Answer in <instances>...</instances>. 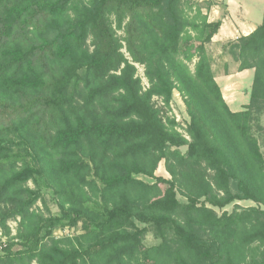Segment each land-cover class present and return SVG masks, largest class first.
<instances>
[{"label": "trees", "instance_id": "obj_1", "mask_svg": "<svg viewBox=\"0 0 264 264\" xmlns=\"http://www.w3.org/2000/svg\"><path fill=\"white\" fill-rule=\"evenodd\" d=\"M195 5L0 0V264H264V10L227 44L254 70L233 113L205 48L221 21ZM174 90L189 140L153 101L168 107ZM43 191L57 215L36 209ZM66 228L79 232L54 237ZM148 232L158 243L145 248Z\"/></svg>", "mask_w": 264, "mask_h": 264}, {"label": "crops", "instance_id": "obj_2", "mask_svg": "<svg viewBox=\"0 0 264 264\" xmlns=\"http://www.w3.org/2000/svg\"><path fill=\"white\" fill-rule=\"evenodd\" d=\"M213 3L209 11L204 12L202 7V14L208 23L221 21L219 30L210 41L215 46L248 36L262 22L264 0H214ZM212 71L228 109L233 113L243 111L249 103L254 70L239 71L233 59L225 58L222 72L219 67L212 68Z\"/></svg>", "mask_w": 264, "mask_h": 264}, {"label": "rangeland", "instance_id": "obj_3", "mask_svg": "<svg viewBox=\"0 0 264 264\" xmlns=\"http://www.w3.org/2000/svg\"><path fill=\"white\" fill-rule=\"evenodd\" d=\"M192 2H194L198 6L200 5L199 7L201 8V12H202V7H203V9H205L204 10V12H205L207 10L209 11V7L214 5V3H213L214 0H202V1L192 0ZM196 7L190 11L191 13H189V16H193L195 14ZM118 35L119 36L122 35V32H118ZM227 44L228 43L215 46V44L210 42V43L205 45L206 54L211 59L213 69H216L219 67L220 71H221L222 62L224 61V59L225 58L226 59H232L231 56L227 52ZM122 52H124V49L122 50ZM135 67L137 69L136 76L141 79L142 86L144 88H147L148 82L144 76V67L141 65H135ZM189 67L191 70H193V63H191L189 65ZM153 101L157 104V106L163 108L162 115H163L164 119L166 117H168L169 119L174 120L175 131L178 132L179 134H181L187 140H189V137L186 133V128H187L188 123H189V117L187 115L186 107L184 105V100H183L182 96L176 90H174L173 95H172V100L170 101V104L168 107H164L163 103L159 99L154 98ZM258 125L261 127V130L256 129V131H255V128H254V135L258 139V141L260 142V145L262 146L263 142H264V113H262V115H260L258 117ZM180 151L182 154H184L186 151V147L180 148ZM155 176L162 178L164 180H170L171 179L170 175L166 172V170L164 168L163 162H160L158 164L157 169L155 171ZM136 178L140 179V180H142L148 184H154L155 183V181L153 179H149V178L144 177V176H136ZM28 186H30L32 188L34 187V184L32 183V181L28 182ZM166 188H167L166 185L160 184L158 186V189L156 190V193L158 195H162ZM178 199L181 203L186 202L185 198H183L180 194H178ZM236 204L241 206V207H244V208L254 205L253 203L248 202V201L247 202H238ZM35 207L38 211H40L44 215H47L48 213H50L51 215H57L58 214V208L56 206L55 199L52 197L51 193L48 191H43V198L41 201L37 202ZM233 208H234V206H233V204H231V205L227 206L226 208H224L223 210L216 209L215 211L218 214H220L222 211L231 212L233 210ZM17 222H18V220L8 222L12 236H14L16 233ZM78 232H79L78 230L66 228L64 230H55L53 235L56 238H61V237L68 236V235H74L75 233H78ZM157 243H158V241L156 239H154L153 235L150 232L147 233V235L145 236V238L143 240V245L145 248L150 247L152 245H155Z\"/></svg>", "mask_w": 264, "mask_h": 264}]
</instances>
